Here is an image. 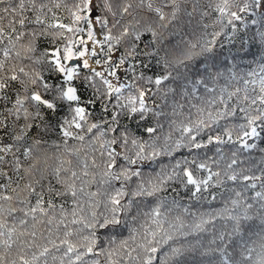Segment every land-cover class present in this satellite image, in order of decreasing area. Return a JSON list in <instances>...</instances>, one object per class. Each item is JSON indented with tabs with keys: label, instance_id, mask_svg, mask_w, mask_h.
<instances>
[{
	"label": "trees",
	"instance_id": "1",
	"mask_svg": "<svg viewBox=\"0 0 264 264\" xmlns=\"http://www.w3.org/2000/svg\"><path fill=\"white\" fill-rule=\"evenodd\" d=\"M79 3L4 0L0 4L4 17L0 27L5 29L0 34V76L19 77L0 94V121L5 125L0 127V147L11 145V151L0 152V171L7 173L0 176V232L12 230L14 242L6 250L2 241L7 236L0 237L6 264H21L19 255L31 261L44 248L48 252L32 264H264V119L256 122L258 137H243L250 130L248 119L264 112L258 99L264 95L260 91L264 0L259 7L254 0H228L225 13L219 11L224 0H178L174 18L168 0H113L112 11L117 15L108 14L106 30L118 36L127 25L140 35L139 40L129 36L114 45L120 55L135 45V55L118 70L119 79L105 73L115 86H125L110 97H94L93 89L83 82V77L93 74L81 70L73 83L82 96L79 103L86 106L87 120L80 129L72 126L73 135L65 137L59 125L66 109L55 114L41 109L37 116L33 103L26 101L16 114L15 101L33 91L43 93L39 81L36 86L30 81L36 73L49 76L54 49L62 54L69 41L87 39L85 22L74 23L72 15ZM123 3L132 4L130 15L119 13ZM245 4L248 9L240 11ZM5 8L16 12L4 13ZM156 8L164 12L163 21ZM231 12L241 18L233 19ZM19 19L25 24L16 23ZM117 20L120 25L112 28ZM57 24L80 31L53 27ZM101 46L107 52V45ZM79 47L74 44V51ZM99 66L97 71L105 70L106 66ZM169 73L168 80L155 83ZM93 83L106 92L100 78L93 77ZM140 91L145 92L147 109L143 119L140 113H130L129 97ZM90 99L98 103L90 104ZM134 106L140 107L138 100ZM25 110L31 114L27 118ZM111 115L116 116L114 123ZM200 121L210 126L198 127ZM92 123L100 127L89 132ZM109 127L118 131L111 132ZM150 128L154 131L149 132ZM17 135L23 138L15 140ZM209 137H220L224 143H208ZM114 138L118 144L111 147L118 155L112 171L120 175L119 180L104 176L110 150L106 142ZM241 138L255 147L243 148ZM194 143L204 146L195 148ZM185 170L192 172L198 184L208 180L207 186L200 184L197 191L187 182ZM125 171L127 178L121 174ZM135 172L139 175H132ZM233 175L236 180L229 179ZM244 176L252 179L244 180ZM28 184H33L35 192L24 191ZM69 185L75 196L65 192ZM57 191L64 194L56 195ZM117 191L123 196L114 205L111 198ZM37 193L43 197L44 211L31 213L29 209L40 198ZM4 196L12 199L5 201ZM9 208L17 211L9 214ZM113 219L119 224L99 227ZM88 223L96 227L89 228ZM93 233L96 244L88 252L86 238ZM125 241L130 251L123 249L121 255L113 256Z\"/></svg>",
	"mask_w": 264,
	"mask_h": 264
},
{
	"label": "snow or ice",
	"instance_id": "2",
	"mask_svg": "<svg viewBox=\"0 0 264 264\" xmlns=\"http://www.w3.org/2000/svg\"><path fill=\"white\" fill-rule=\"evenodd\" d=\"M257 7L260 6L261 0H254ZM4 3V0H0V4ZM168 4L173 8V18L175 17L176 12L178 11L179 3L178 0H168ZM24 5L23 3L20 4V9H23ZM148 7L151 9L152 5L148 4ZM113 8V0H80V3L76 5V11L72 13L74 18V23H79L81 21H84L87 26V39H77L75 41H69L68 46L64 47L63 53L61 54V50L59 48L54 49L51 52V55L49 56L50 61V67H49V76L46 78L42 76L40 73H36V78L31 79L30 83L33 86H36L39 83V87L43 88V93L40 91H33L30 96H25L22 99L17 98L15 101V105L19 106L15 108L16 114L20 113V108L23 106V104L26 101H31L33 103V106L37 109L36 115L39 116L41 109L46 110L48 112H51L53 114L57 113L61 108L66 109L67 114L63 118L62 124L59 126L62 128L63 135L65 137H69L73 135V132L70 130L72 126H74L77 129H80L82 127V121L87 120V110L86 106H83L81 103L82 96L79 93L78 86L74 85V77L78 76V73L83 69H88L89 72H91L93 75H88L83 77V82L87 87H90L93 89V96H98L100 98H106L110 97L113 93L120 92L121 88H123L125 85L121 84L119 87L115 86L110 79L107 78L106 72L108 76L115 77L119 79L118 76V70L125 64V61L128 57L135 55V45H133L132 50H128L126 55H120L119 50L114 47V45L119 44L121 40L125 37L134 36L136 40L140 39V35L138 32H130L129 26L124 25L123 30L119 33L118 36H113L111 29L106 30V26L108 24L107 16L109 13L113 17L117 15V12L112 11ZM132 8L131 3H123L122 6L119 9V13L121 15L128 14L130 15V9ZM228 8V0H224V6L219 8V11L221 13H225ZM248 9V5L245 4L244 8H241L240 11H246ZM15 13L16 9H3L4 13L9 12ZM155 11L159 14L160 20L165 19V14L160 8H156ZM230 16L235 19L239 20L241 17L237 15L236 12H231ZM3 16H0V20H3ZM37 22H41L40 18L37 17ZM231 23V20L229 21ZM10 24L12 21L9 22ZM16 23H19L20 25L25 24L24 19H19L16 21ZM117 25H120V21L117 20L115 24L112 25V28H115ZM53 27H59L62 29H67L69 32H78L80 31L78 28L69 27L64 24H57L53 25ZM15 29H13L14 31ZM5 29L3 27H0V34L4 33ZM147 31H151V29H147ZM106 32V34H105ZM63 35V33H61ZM102 37V38H101ZM79 45L80 47L75 49L73 48V45ZM101 45H107V52L104 51V48ZM208 51H211V49H208ZM103 56V59L99 58ZM113 56H116V59H113ZM191 57H189L190 59ZM94 59L96 65H104L105 70L104 71H97L95 68L91 67L89 64V61ZM3 65H0V68H2ZM167 67V65H165ZM108 69H111L110 71ZM19 72L24 73V69L20 68ZM27 75V73H24ZM170 73L168 75H162L155 79V83L157 85H160L163 81H166L170 77ZM93 77L100 78L102 82V86H106V92H101L100 87H98L96 84L93 83ZM19 77L16 74H12L9 77L0 76V94H3L6 89L9 88L11 81H17ZM49 80H54V83H49ZM261 93H264V79L261 80ZM247 99V97H245ZM260 102L264 104V95H261L258 97ZM138 100L140 107L137 108L134 106L135 101ZM145 92L140 91L138 96L135 97H129V102L133 106L130 108V113H140L141 119H143V113L147 111L145 107ZM90 104L98 103V99H90L88 101ZM253 104L256 103V100L252 101ZM241 111H244V109H241ZM11 113V110H10ZM233 113H229V115H232ZM30 113L25 110V118H27ZM69 115L71 118L69 119ZM264 119V112H261L259 116L250 117L247 121V126L249 127V131H245L243 133V137H258L260 133L257 131V125L256 122ZM111 120L114 123L116 120L115 115H111ZM105 126H107L108 122H104ZM203 125L204 127H209L210 125H207L204 123V121H200L197 125ZM4 122L0 121V127H4ZM32 127V125H25V128ZM100 125L97 123H92L87 131L92 132L93 129L99 128ZM241 127H244L243 125ZM111 132H116L118 129L109 127L108 129ZM149 132L154 131V129H148ZM186 132H191L192 129L185 128ZM101 135H104L102 132ZM123 135V134H122ZM23 138L22 135H17L14 137L15 140H21ZM79 139L83 140V136H79ZM229 138H231V134L229 133ZM196 137L192 136V140L195 141ZM242 147L245 149L253 148L255 147L254 144H249L246 141H244L242 138ZM126 142V141H125ZM213 142H219L224 143V141L220 137H209L208 143ZM135 143V141H133ZM108 148L110 149L107 151V170L104 172V176L106 177H112L113 179L119 180L121 177L120 175L115 174L112 169L114 167H117V155L115 148H112V145H117L118 140L116 138L107 141L106 142ZM204 145H201L199 143H194L193 147L200 148ZM11 151V145H6L4 147H0V152H8ZM26 155L30 154L28 152L25 153ZM139 155V154H138ZM125 159H128L127 157H124ZM3 160V157L0 156V161ZM129 163L135 164V160H130ZM233 164L236 163L235 160L232 161ZM16 168H20V163L17 160L16 161ZM200 168H205L204 164L199 165ZM231 167V165H229ZM30 171V170H29ZM122 175L127 178V172L121 173ZM7 173L0 171V176H6ZM73 176L76 174L73 173ZM132 175H139L138 172L132 173ZM184 175L187 178V182L191 185H195L197 191L200 189V184H203L207 186L208 180L201 181L199 184L197 181L193 178L192 172L185 170ZM218 175V174H217ZM208 179H211V175L208 177ZM229 179L236 180L237 177L235 175L230 176ZM244 180H250L251 177L244 176ZM39 181H33V184H38ZM60 183H64V181H60ZM33 184H28L25 186L24 191L27 192H35V188L33 187ZM255 187V185H252ZM2 187V186H0ZM13 192L16 191V189H12ZM65 192H71L73 196L76 195V192L72 190V186H66ZM56 195H63L64 193L57 191L55 193ZM139 194V193H138ZM148 195H152L153 193L148 192ZM38 196H40L39 193H37ZM123 196V192L117 191L116 195H114L111 198V202L114 205L120 204V198ZM257 196H260V193H257ZM5 201H9L12 199L10 196H4L2 197ZM44 203L43 197L40 196V198L37 200V206L29 209L31 213L37 212L39 209L41 212L44 211L43 207L41 205ZM0 211H3V209H0ZM8 213L11 214L15 211H17L16 208H9ZM115 211V209H114ZM95 215V214H93ZM21 223H24V221H21ZM107 224H119L118 220L113 219L112 221H105L103 224H99V227L103 228ZM87 227L89 228H95L96 224L88 223ZM36 233L33 231L31 233V236L35 237ZM7 236L6 239L2 241L4 248L10 249L12 247V230H9L7 233L0 232V237ZM88 252L93 251V245L96 244L95 234L93 233V237L91 239H88ZM62 243H66V241H62ZM127 249L130 251L129 245L127 241L123 242L120 245V248H118L115 252L112 253L113 256L121 255V250ZM69 252L73 251V247L68 248ZM152 252H155L156 249H151ZM48 252L47 248H44L43 252L39 253V256L36 254H33L31 261L28 259H25L24 255H19L18 259L21 262V264H32L33 261H36L39 259L40 256H44ZM77 259H80L78 256ZM7 256L0 254V264H6Z\"/></svg>",
	"mask_w": 264,
	"mask_h": 264
},
{
	"label": "rangeland",
	"instance_id": "3",
	"mask_svg": "<svg viewBox=\"0 0 264 264\" xmlns=\"http://www.w3.org/2000/svg\"><path fill=\"white\" fill-rule=\"evenodd\" d=\"M89 64L93 68H97V69L101 68L99 65H96L95 62H92V60L89 61Z\"/></svg>",
	"mask_w": 264,
	"mask_h": 264
}]
</instances>
